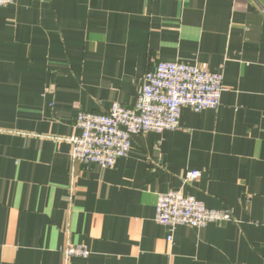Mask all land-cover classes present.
Returning a JSON list of instances; mask_svg holds the SVG:
<instances>
[{
  "label": "crops",
  "instance_id": "crops-1",
  "mask_svg": "<svg viewBox=\"0 0 264 264\" xmlns=\"http://www.w3.org/2000/svg\"><path fill=\"white\" fill-rule=\"evenodd\" d=\"M159 61L223 72L220 106L132 135L112 167L74 160L79 113L135 106ZM169 191L232 219L171 232ZM0 264H264V0L0 6Z\"/></svg>",
  "mask_w": 264,
  "mask_h": 264
},
{
  "label": "built area",
  "instance_id": "built-area-1",
  "mask_svg": "<svg viewBox=\"0 0 264 264\" xmlns=\"http://www.w3.org/2000/svg\"><path fill=\"white\" fill-rule=\"evenodd\" d=\"M14 0H0V6ZM223 72H213L185 61H159L144 76L135 106L114 103L105 113L80 112L76 123L81 134L72 137V157L85 164L112 167L119 157L128 155L131 137L146 132L161 133L180 127L181 110L199 112L217 109L225 90ZM199 170L185 173V181L200 178ZM155 219L173 232L178 225L202 227L211 222L232 219L229 209H212L193 196L169 191L158 197ZM172 234L168 240L172 241ZM67 256L88 257L84 245L69 246Z\"/></svg>",
  "mask_w": 264,
  "mask_h": 264
}]
</instances>
